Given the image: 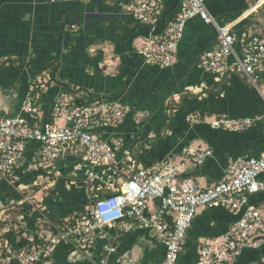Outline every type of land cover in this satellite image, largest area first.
<instances>
[{
  "label": "crops",
  "instance_id": "obj_1",
  "mask_svg": "<svg viewBox=\"0 0 264 264\" xmlns=\"http://www.w3.org/2000/svg\"><path fill=\"white\" fill-rule=\"evenodd\" d=\"M164 1L160 21L175 3ZM128 3L129 0H0L1 115L21 114L31 123L51 121L54 99L61 95L86 103L119 101L131 108L117 127L100 131L116 145V171L107 167L101 168L102 172L97 167L90 171L88 164L71 156L58 161L60 175L34 169L32 158L42 144L30 142L14 176L0 183V215L4 217L0 219V232L12 228L5 221L11 212L28 237L40 227L42 217L59 221L81 214L98 196L113 193L107 189L116 191L138 167L154 162L184 161L187 170L183 177H194L203 187H209L222 180L230 159L264 152V118L238 132L213 129L207 124L191 125L186 120L191 112L230 118L264 116V73L259 80L263 84L254 86L233 58L226 75L205 72L199 60L203 53L217 47L218 32L198 17L187 23L171 67L146 63L139 52L142 42L153 34V28L158 34L163 32L178 8L167 15L162 28L134 18L128 12ZM207 6L220 24H231L237 31L263 21L251 10L250 0H207ZM74 23L78 30L70 29ZM38 77L47 81L48 89L38 99L37 113L30 115L22 108L32 80ZM183 98L182 107H174L171 118V103H181ZM190 148H210L213 155L203 164L194 165L186 154ZM79 165V180L67 181L65 174V184L56 194H50L63 173ZM92 172L95 179L90 181L88 175ZM49 202L55 204L54 211L43 205ZM250 204L264 214V191L250 195ZM239 217L240 213L220 207L200 209L188 230L181 261L193 264L200 241L225 234ZM6 233L0 237L5 239ZM6 243L7 253H0V264H18L16 253H11L7 240ZM103 244L104 240L98 241L97 253ZM116 244L117 253L109 257V264H118V257L126 254L132 255V264H156L165 253L164 245L142 230L122 233ZM44 264L93 262L72 263L57 255ZM236 264H264V241L245 247Z\"/></svg>",
  "mask_w": 264,
  "mask_h": 264
},
{
  "label": "built area",
  "instance_id": "obj_2",
  "mask_svg": "<svg viewBox=\"0 0 264 264\" xmlns=\"http://www.w3.org/2000/svg\"><path fill=\"white\" fill-rule=\"evenodd\" d=\"M164 9V0H129L128 3L130 15L153 27L159 25ZM197 17L213 25L218 32L217 47L202 54L200 67L207 73L226 75L230 70V58H233L239 71L258 87L264 73V27L253 25L237 31L231 24L222 25L210 12L207 0H181L178 13L163 32L151 34L142 42L139 52L145 62L171 67L187 23ZM78 28L76 23L70 27L73 31ZM47 89V81L42 77L33 79L23 111L30 115L37 113L38 99ZM130 110L129 105L119 101L86 103L70 95H61L54 99L51 121L31 123L21 114L3 116L0 113V183L14 176L32 141L42 144L32 158L34 169L55 171V175H60L58 161L71 156L100 170L107 167L116 171V145L105 139L100 131L104 127H117ZM263 118H230L191 112L186 120L191 125L207 124L213 129L238 132ZM186 154L194 165H201L213 152L210 148H190ZM81 167L76 166L73 171L78 172ZM186 170L184 161H158L138 167L116 188L117 192L98 196L83 213L60 221L42 219L40 227L29 236L30 245L15 254L18 264L49 263L64 245L73 247L67 256L72 263L109 264V257L117 253L116 239L133 230L146 231L164 245V257L156 264H185L181 254L193 220L200 209L215 207L240 213V217L225 234L200 241L193 264H236L237 256L245 247L264 241V214L250 204V195L264 191L261 178L264 152L258 156L230 159L222 180L209 187H203L194 177H183ZM101 239L104 244L97 253ZM133 261L132 255L118 257V264H132Z\"/></svg>",
  "mask_w": 264,
  "mask_h": 264
},
{
  "label": "trees",
  "instance_id": "obj_3",
  "mask_svg": "<svg viewBox=\"0 0 264 264\" xmlns=\"http://www.w3.org/2000/svg\"><path fill=\"white\" fill-rule=\"evenodd\" d=\"M167 26V24H166ZM21 67V66H19ZM33 74H37V73H33ZM67 175V173H63V177L61 176L57 182V187H55L52 192L50 194H56L58 191V188L62 185L65 184V176ZM60 221V220H59ZM5 239L9 242V248L11 250V253H17L18 251H20L22 248L30 245V240L28 236H24L23 235V231H17L16 228L12 227L10 228L7 233L5 234ZM73 247H71L70 245H64V246H60L57 250V252L55 253L54 257H56L57 255L60 256L62 259H67V256L69 254V251L72 250Z\"/></svg>",
  "mask_w": 264,
  "mask_h": 264
},
{
  "label": "rangeland",
  "instance_id": "obj_4",
  "mask_svg": "<svg viewBox=\"0 0 264 264\" xmlns=\"http://www.w3.org/2000/svg\"><path fill=\"white\" fill-rule=\"evenodd\" d=\"M253 12H254V10H253ZM254 14L255 15H259L258 13H256V12H254ZM256 17V16H255ZM259 17H256V20L258 19ZM259 22L261 23V27H264V19H263V21H261V20H259ZM92 166H87V168L90 170V171H92V168H91ZM46 172H48L49 173V171H46ZM53 173V172H52ZM78 174H82L81 172H75V171H69L68 172V174H67V176H68V180L67 181H70V180H72V179H75V180H79V177H76ZM88 179L90 180V181H92V180H94L95 179V175H94V173L92 172L91 174L89 173V175H88ZM51 181V180H50ZM50 181H48V182H50ZM45 182L46 181H44L43 182V184L41 185V186H44V184H45ZM29 195H32L33 194V192H29L28 193ZM48 198V197H47ZM48 199H50V198H48ZM47 199V200H48ZM36 200V199H35ZM43 205H46V207H49V209L51 208V209H53V211H54V207H55V204H53L52 202H49V204L48 203H46V204H44L43 203ZM18 210H14V212H17ZM11 214L13 215H11V217L10 218H8L7 220H5V221H7V223L10 225V226H12V227H14V228H16V230L17 231H20L21 229H22V225H20L21 223L18 221V219H14L13 217H14V214L11 212ZM42 215V214H41ZM3 216V215H2ZM4 218V217H3ZM3 218H1V215H0V219H3ZM42 219H43V217H42ZM57 221V220H56ZM7 232V231H6ZM5 232V230L4 231H2V232H0V234H3V233H6ZM0 245H1V247H4V248H0V253H2V255H4V254H6L7 253V243H6V240L3 238V237H0ZM2 249H5V250H3V252H2Z\"/></svg>",
  "mask_w": 264,
  "mask_h": 264
},
{
  "label": "water",
  "instance_id": "obj_5",
  "mask_svg": "<svg viewBox=\"0 0 264 264\" xmlns=\"http://www.w3.org/2000/svg\"><path fill=\"white\" fill-rule=\"evenodd\" d=\"M179 1L180 0H175V3L163 14V17L159 23V26H161L162 28L165 26V23H166V18H167V15L176 10L177 8H179ZM261 0H250V3L252 5V7L254 8V12L258 13L260 15V17H262L264 19V2L262 4H260ZM153 34H157V31L156 29L153 30ZM227 76L225 77V79L219 84L218 86V89L221 90L222 89V86L226 83L227 81ZM263 84L262 81H259L258 83V86ZM185 98V97H184ZM184 98L183 100L181 101V103H177V102H173L171 103L170 105V116L172 118L173 116V111H174V107H182L183 105V101H184ZM168 128H166L167 130ZM134 174V172L132 173V175ZM130 175V176H132ZM108 192H117V191H114V190H111V189H107Z\"/></svg>",
  "mask_w": 264,
  "mask_h": 264
},
{
  "label": "bare ground",
  "instance_id": "obj_6",
  "mask_svg": "<svg viewBox=\"0 0 264 264\" xmlns=\"http://www.w3.org/2000/svg\"><path fill=\"white\" fill-rule=\"evenodd\" d=\"M263 2H264V0H262L260 4H262ZM251 10H254V8L252 7V9H251Z\"/></svg>",
  "mask_w": 264,
  "mask_h": 264
}]
</instances>
